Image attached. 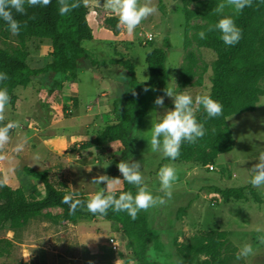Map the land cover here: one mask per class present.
<instances>
[{
  "label": "rangeland",
  "instance_id": "374dc122",
  "mask_svg": "<svg viewBox=\"0 0 264 264\" xmlns=\"http://www.w3.org/2000/svg\"><path fill=\"white\" fill-rule=\"evenodd\" d=\"M83 1L93 39L81 42L88 59L80 61L75 78L54 77L49 72L34 77L25 87L13 90V105L0 110V121L16 124L9 130L8 141L0 144V182L26 196L41 198V182L23 171L28 166L46 169L55 186L73 193L89 196L101 188L118 191L120 172L115 155L119 143L111 141L105 148L85 147V143L116 121L110 106L121 100L131 75L110 60L125 59L134 68L136 97L127 160L140 163L143 183L154 197L163 196L158 169L172 164L176 170L171 196L138 211L152 232L146 251L149 259L158 264H201L203 254L184 259L178 253L179 245L192 242L201 231L221 230L228 239L223 264H264V185L246 182L259 153H264V78L256 83V101L247 110L225 118L230 150L207 165L169 159L148 145L151 110L171 108L172 98L164 97L163 106L154 103L156 95L147 84L146 52L151 48L165 52L167 86L174 80L193 94L209 93L216 54L200 46L197 33L215 23L220 4L225 5V13H234L229 0H152L156 11L142 19L132 33L118 26V15L107 8V0ZM114 21L116 29L111 26ZM0 48L9 52L21 49L26 64L34 69L51 60L48 39L27 38L21 45L17 33L2 27ZM89 108L96 113H89ZM102 174L112 178L108 185L93 182ZM228 187H242L245 199H221L217 190ZM128 191L135 192V186ZM60 212L51 208L21 228L0 229V264H124L132 258L115 221L89 217L62 222ZM110 239L117 241L119 250L111 249ZM245 243L252 252L237 259Z\"/></svg>",
  "mask_w": 264,
  "mask_h": 264
},
{
  "label": "trees",
  "instance_id": "16d2710c",
  "mask_svg": "<svg viewBox=\"0 0 264 264\" xmlns=\"http://www.w3.org/2000/svg\"><path fill=\"white\" fill-rule=\"evenodd\" d=\"M68 4L75 3L76 7L69 12L60 14L58 8L61 0H51L43 7L28 6L25 12L13 16L20 25L17 33L19 42L24 45L27 38H44L50 42V62L43 67L30 68L25 62V52L17 49L9 52L0 48V71L7 73V79L0 81V87H5L9 93L6 105H13L15 96L13 90L25 87L34 77L49 72L52 75L75 78V71L80 61L88 59L87 50L81 45L82 41L93 39L91 28L87 22V8L83 0H64ZM218 18V17H217ZM235 23L241 29V37L234 45H225L219 39L215 29L205 32V38L198 37L201 47L212 50L216 54L214 72L211 78V88L208 94L222 104V114L208 117L202 107L196 113L197 119L203 123L205 132L201 137L192 141H182L177 158L182 161H195L207 165L218 154L230 150L231 137L225 118L234 113L247 110L257 97L256 83L264 78V0H250L239 13L234 15ZM107 23V20H105ZM116 29V21L111 23ZM0 27L8 30L6 22L0 20ZM166 54L160 48H151L145 54L148 70L147 84L156 96L166 95L163 88L166 85L167 72L165 68ZM111 64L122 67L131 75L127 90L121 100L113 102L110 111L116 115V121L106 124L85 147H107L109 142L117 141L119 152L115 155L117 163L127 160L130 152V130L134 115L136 97L133 89L135 83L133 65L125 59H111ZM6 124L0 121V126ZM23 171L39 180L43 187V196L24 195L20 189H12L0 182V229L10 230L23 227L27 221L39 216L44 210L59 208L58 214L62 222H74L79 218L102 217L115 221L126 239L125 246L130 256L137 264H158L149 259L146 254L151 241L152 232L147 226L145 216L137 212L132 219L126 211H114L109 208L105 214H93L81 204L76 211L70 213L68 204L62 203V197L72 193L73 199L86 200L88 196L73 193L67 187H57L50 180L46 169L36 170L28 166ZM120 176V188L115 191H128L132 185ZM221 199L240 201L245 199L242 187L218 189ZM228 239L224 231H201L190 243L179 245V255L187 260L203 254L205 259L201 264H223L222 252Z\"/></svg>",
  "mask_w": 264,
  "mask_h": 264
},
{
  "label": "clouds",
  "instance_id": "9594fccd",
  "mask_svg": "<svg viewBox=\"0 0 264 264\" xmlns=\"http://www.w3.org/2000/svg\"><path fill=\"white\" fill-rule=\"evenodd\" d=\"M51 0H0V20L6 22L7 28L12 33L20 31V25L13 16V10L23 14L25 4L28 6H46ZM233 14L224 12V4H220L217 9V19L214 24L209 25V29H215L219 33V39L225 45L236 44L241 37V29L235 23L234 15L239 13L250 0H229ZM107 8L117 13L118 26L132 33L142 19L156 11V5L152 0H107ZM76 7L75 3L68 4L61 0L58 12L64 14ZM208 29H201L197 35L205 38V32ZM7 79V73L0 71V81ZM147 79V78H146ZM145 80V79H144ZM166 96L171 97L172 107L164 108L163 112L151 110V127L148 145L153 152H159L169 159H175L180 152L182 141H192L201 137L205 128L202 122L197 119L196 111L202 107L208 117H217L222 114V104L214 99L208 93L193 94L190 91L181 89L173 80L171 84L163 88ZM163 96H156L154 103L163 106ZM9 101L7 88L0 87V110H2ZM15 122L0 126V144H4L9 139V130L15 127ZM106 166V165H105ZM117 168L122 178L129 184L135 186L133 191L105 192L104 188L91 193L86 200L79 198L73 199L72 193H67L62 197V203L68 204L69 212L76 211L77 207L83 204L86 209L93 214H105L111 208L114 211H126L128 215L135 219L140 209L148 208L156 203H163L164 196L170 197L173 182L176 179V170L172 164H164L157 171L159 188L163 196L154 197L152 192L147 189L143 183L138 161L129 162V160H120ZM252 174L246 178V182L253 186L264 185V153H259L258 162L251 169ZM112 178L107 175H99L93 182L99 184L104 181L106 185ZM252 252L250 244H243L238 252L237 259L241 256H247ZM151 255V252L149 253ZM124 264H135L133 258L124 261Z\"/></svg>",
  "mask_w": 264,
  "mask_h": 264
},
{
  "label": "built area",
  "instance_id": "2783aa9c",
  "mask_svg": "<svg viewBox=\"0 0 264 264\" xmlns=\"http://www.w3.org/2000/svg\"><path fill=\"white\" fill-rule=\"evenodd\" d=\"M147 40H151V36H147ZM110 245L112 250H119V246L116 240L110 239Z\"/></svg>",
  "mask_w": 264,
  "mask_h": 264
},
{
  "label": "crops",
  "instance_id": "0c3cea01",
  "mask_svg": "<svg viewBox=\"0 0 264 264\" xmlns=\"http://www.w3.org/2000/svg\"><path fill=\"white\" fill-rule=\"evenodd\" d=\"M87 17V16H86ZM58 75H54V77H57ZM66 82V81H65ZM64 84V83H63ZM72 84H73V82H72V80H70V81H68V87L69 88H71V86H72ZM104 105V104H103ZM98 106H101V105H98ZM97 106V107H98ZM95 108H96V105H95ZM89 113H91V114H93V113H96V112H92V110L89 108L88 110H87ZM97 111V110H96Z\"/></svg>",
  "mask_w": 264,
  "mask_h": 264
}]
</instances>
